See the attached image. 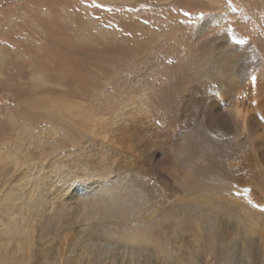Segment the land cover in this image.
Wrapping results in <instances>:
<instances>
[{"label": "rangeland", "instance_id": "obj_1", "mask_svg": "<svg viewBox=\"0 0 264 264\" xmlns=\"http://www.w3.org/2000/svg\"><path fill=\"white\" fill-rule=\"evenodd\" d=\"M236 37L239 43L233 42ZM206 39L222 44L223 52L236 51L237 69L250 68L264 80V0H0V264H83L78 255H92L81 240L100 242L94 256L104 259L102 264H130L118 249L125 247V236L133 237L144 225L159 235L179 231L190 254V218L223 227L192 252L193 264L231 262L223 246L240 244L245 237L259 245L264 238V208L259 203L264 176L256 178L247 171L243 177L252 185L218 189L194 173V164L189 169L192 164L186 163L171 176L160 169L172 183L168 185L150 173V163H141L145 160L136 148L138 131L124 134L125 128L132 129V121L134 127L136 121L153 124L156 115L179 116L182 121L191 116L189 122H194L199 109L194 99L185 98L193 83L185 58ZM222 90L214 87L209 92L218 96ZM194 129L193 136L202 139L201 150L207 153L199 154L198 169H226L235 156L231 138L211 133L204 121ZM183 134L179 144L187 147ZM188 177L198 182L191 180L187 188ZM176 180L183 186L174 184ZM199 190L205 193L196 196ZM34 192L46 196V222L38 220L36 199L28 201ZM61 195L73 208L62 210V225L55 217ZM131 195L138 200L128 214L90 213L98 199L114 203V210L115 200L123 196L128 201ZM200 207H205L202 213ZM189 208L201 214H184ZM136 247L153 255L156 264H173L160 257L162 250L155 245ZM249 253L260 264V250Z\"/></svg>", "mask_w": 264, "mask_h": 264}, {"label": "bare ground", "instance_id": "obj_2", "mask_svg": "<svg viewBox=\"0 0 264 264\" xmlns=\"http://www.w3.org/2000/svg\"><path fill=\"white\" fill-rule=\"evenodd\" d=\"M205 22H207V20ZM206 25H208V24L204 23V26H206ZM219 25H221V24H219ZM198 36H201V34H199ZM226 36H227V34L223 35V37H226ZM239 39L238 38L234 39L233 42L239 43L240 42ZM203 41H205V40H203ZM226 41H228V40H226ZM214 42H215L214 39H206L205 43L202 44L201 47H198V49H196L194 51L192 49H190L191 51L187 52V56L185 58V64L189 67L187 73H188V77L190 80V84H191V82H193L192 86H191V90L185 96V98L186 99H189V98L194 99L192 101V104L195 105L194 107L199 109V111L197 110L199 115L196 114V117H195V115L193 114L195 117L194 122H192L193 120L192 121L190 120V122H192V124L189 122V119L191 116L188 117L189 119L187 118L188 120L182 121V119H181L182 117H179V116H173V117H167L164 119H159V117L156 115L157 118H155V121L153 124H148V123H145L144 121H141V122L136 121L135 125H138V127L137 126L134 127L135 121H132L133 122L132 129H130V130H126V128L124 129L125 136L135 132L136 130L138 131V134H136L138 144H137V147L136 146L135 147L139 150V154H141V156L144 157L145 162H141V163H146V164L150 163V164H147L148 169L150 170V173H153L154 177H156L160 181H165V183H167L168 185H171L172 183L170 182L168 176L164 175L160 169H165V170H167L166 172L168 175H170V174L173 175L172 170L177 169L178 167H182L186 163L192 164V165H190V167L188 165L189 169L194 164L195 169L197 168L196 172L192 168L194 173L196 174L198 172L197 174H200L198 176L204 178V180L206 179L205 180L206 183H209V184L215 186L216 188L219 187L218 189H220V188H224L226 190L227 189L228 190L244 189V186L252 185L253 183H251L249 180H246L243 177V173L247 172V171H249L256 178H259L260 176H264V80L262 78H260L261 74L257 78L254 76L255 74L253 75L252 73H250V72H252V71H250L251 70L250 68H249L250 69L249 70V69H247V67L243 66V71L240 69H237V68H239V66L237 65L238 64L237 60H236L237 52L236 51L232 52V50H230V51L228 50L226 52H223L222 51L223 48H222V50L220 49L222 44H219L217 41L214 44ZM220 50L222 52H220ZM186 51H188V50H186ZM185 78H186V76H185ZM186 79H188V78H186ZM103 86H104V84H103ZM214 87H217V89L223 88V90L221 91L223 93L218 94V96H214L212 94L213 92L212 93L209 92V91L214 90ZM115 93H116V91H115ZM185 102H186V100H185ZM203 103L205 104L206 108L202 107L201 104H203ZM147 106H150V105H147ZM182 107H183V105H182ZM183 112H185V111H183ZM189 113H191V112H189ZM177 115H179V114H177ZM121 117H122V115H121ZM199 121L202 123L204 121L205 125L208 127V129L211 131V133L231 138V144L233 146V148L232 147L231 148L234 149L235 156H233L232 161L226 166V169H224L225 171L221 167L220 168H213L214 166L212 165V163H211V167L213 166L212 169L202 170V172L200 169H198L202 166L200 165L201 162L199 163L196 161H198L200 159V156H202L203 154H207L205 152L203 153V151L201 150V147L203 145L202 139L200 140L199 138H196L193 136L195 131H196L194 128L200 125ZM188 123H190V124H188ZM190 128H191V130L189 131ZM111 129H112V127H111ZM192 129L195 131H192ZM182 134L185 135L184 138L188 139L187 140V143H188L187 147L185 145L184 146L180 145L181 139L179 138V135H182ZM200 134H201V132H200ZM196 135H198V133H196ZM132 136H133V134H132ZM130 138H131V136H130ZM123 141H124V139H123ZM134 142H136V141H134ZM107 144H109V143L107 142ZM128 144H129V142H128ZM130 145H131V142H130ZM127 148H129V146ZM129 153H127V155H129ZM135 153H136V151H135ZM200 153H202V155L199 156ZM117 154H118V152H117ZM208 154L210 155V153H208ZM127 159H129V158H127ZM203 159H206V158H204V156H203ZM102 160H103V158H102ZM206 160L205 161L208 162V159H206ZM137 161H139V159ZM217 161L219 162V160H217ZM122 162H124V161L122 160ZM218 162L215 161V163H218ZM132 164H134V163H132ZM129 165H130V162H129ZM215 165H217V164H215ZM127 166H128V164H127ZM141 166H142V164H141ZM206 166H208V165H206ZM188 167H187V169H188ZM211 167H209V168H211ZM114 169H116V168H114ZM124 169H128V168H124ZM189 169H188V171H189ZM116 171H117V169H116ZM157 171H158V173H156ZM144 173L142 175H144ZM146 173H147V171H146ZM122 175H123V173H122ZM237 175H239V176H237ZM139 176L141 177L140 174L138 175V177ZM142 177H144V176H142ZM254 177H252V178H254ZM195 178H193V179H190L189 177H188V179L184 178L185 184L183 182L182 183L184 184V186L189 185L191 180H194ZM130 179H132V178H130ZM197 179H198V177H197ZM197 179H195V180L197 181ZM66 180H68V179H66ZM141 182H143V181H141ZM182 183H177V180H176V183H174V184H180L181 186H183ZM178 186H176V187H178ZM189 188H191V187L189 186ZM209 189H207L208 190L207 192L210 191ZM181 190H182V188H181ZM190 190L188 189L187 192H189ZM247 191H248V189H247ZM199 193L203 194L205 192H202L200 190H199V192L196 191V196L199 195ZM145 194H146V192H145ZM211 194H212V192H211ZM207 196L209 197V195L206 194L205 198ZM43 197H46L43 193H39V192L35 193L34 192L31 195H28V199H29L28 201L33 203V200L36 199L35 204H37L39 207L38 213H37V217L39 218L38 220L42 221V222H46L47 219L46 220L44 219V216L46 217V214H44V213L47 211V207H45L46 205L44 206V204H42L44 201ZM62 197L63 196L61 195V198ZM169 197H170V195H169ZM169 197H168V199H169ZM189 198H190V196L188 197V199ZM214 198H215V196H214ZM192 199L195 201L194 198H192ZM137 200H138V198L136 197V195L129 196L128 201H126L125 197L122 196L121 198L118 199V201L115 200L116 206H115V209L113 210L112 208L115 205L114 203L112 204L111 201L108 202L106 199L104 200L103 198H102V200L98 199V201L96 200V202H100V203L98 205H96L97 207H95V208L91 206L90 207V210H91L90 213L95 215V214H97V212H99V213H103V215H108V214H117V211H122L120 213L128 214L129 211H127V210H129V209L132 210L133 205L137 204ZM226 200H228V199L226 198ZM164 201H165V199H164ZM213 201H215V200L213 199ZM217 201H219V200H217ZM259 201H260L259 203L262 206V208H264V195L259 196ZM60 202L62 204V205L60 204V206H59L60 208L55 207V210L57 211L55 217H57L56 221L62 225L63 222L60 219V217H63V214H61L62 210H64V211L68 210V212H69L73 208L68 204V201H65L63 198H62V200H60ZM199 202H201V201H198L196 203L199 204ZM224 202H227V201H224ZM192 204H194V203H191L190 205H192ZM198 204H196V205H198ZM58 205H59V203H58ZM88 205H89V203H88ZM206 205H208V203H206ZM210 205H212V204H210ZM214 205H216V204H213V206ZM222 205H224V204H222ZM151 206L153 207L154 205L151 204ZM198 206H200V204ZM152 207H151V209H152ZM180 207H181V205H180ZM207 207L211 208V206H207ZM142 208H143V206H142ZM146 208H147V204H146ZM197 208H199V207H197ZM227 208H229V207H227ZM200 209H202V208L200 207ZM203 209H205V207ZM203 209L200 210L201 213H202ZM221 209H219V210H221ZM219 210H217V211H219ZM244 210H246V209H244ZM187 211L190 214H197V213L201 214L199 212V210L194 211L197 213H193V211H191L190 208H189V210H186L184 214H189V213H187ZM233 211H235V210H233ZM68 212H67V214H68ZM143 212H144V210H143ZM148 212H151V210L150 211L148 210ZM225 212H227V211H225ZM104 213H106V214H104ZM172 218H173V216H172ZM198 218H199V216H198ZM28 219H29V217L24 219L25 225H28V223H25L28 221ZM217 220H218V218H217ZM188 222H189L188 227H193V228H190V232L192 233L190 236L191 239L189 238L190 243L192 245V247L190 249L192 251L190 252V254H187L186 253L187 251H185V249H186V248H184L185 244H183L184 237H182L180 235L179 231H177V232L174 231V233H172V234H170L169 232L167 234V232L165 231L164 235H159L158 233L155 234V232L154 233L151 232V226L150 225L139 226L138 228H136V226L134 225L136 228V229L134 228L135 229L134 230L135 235H134V233H132L133 237L128 238L125 236L123 238L124 239L123 243H125V247H120L118 249L119 250L118 254L121 257H123L124 259L126 258V262L128 261L130 264L141 263L143 260H145V261L150 260L151 264H156V263H158V261H156V259L153 255L152 256L149 255V253H147L144 250V248H142V247H136L137 243L140 245H153V246L155 245L156 247H158L162 250V254L160 255V257L163 260L169 261L170 263H173V264H193L194 258H193L192 252L198 251L199 248H202L201 247L202 243H203L202 241H204V240L209 241L212 238H214L215 236H217V232L222 231L223 227L221 228L219 226L220 224L218 225L217 222L213 223L212 221H210V223L204 224L203 221H202L203 223H201L200 219L196 220L195 218H193V219L190 218ZM191 223H194V225L192 226ZM176 225H178V224H176ZM208 225H214V226L213 227L211 226L209 228V227H207ZM31 227H33V226H31ZM130 230L132 231V229H130ZM130 230H129V232H131ZM181 230H183V229H181ZM240 236H238V237L239 238L243 237L241 233H240ZM244 239H245V244L242 243V241H244ZM244 239L242 238L241 241L239 239V242H241L240 244L233 245V243H231L232 245H226V247L223 246V248H222L223 255L226 256L225 257L226 259H230L231 262H225L224 260H222V264H259L258 261L256 262V260H254L253 257H252L253 258L252 259L249 256V254H250L249 252L250 251L253 252L254 248H258L260 250L261 255L263 256L262 260H261L262 263L260 262V264H264V238L261 237V240L259 241V245L257 243H255L253 240L248 241L246 239V237ZM80 244L85 249V251L89 252L92 255L90 257L89 254L86 252H84L83 254H79L78 256H81V255L83 256V259H82L83 264H85L86 262H88L89 264H92V262H93V264H102L103 263L104 259H103V261H98L96 259L97 257L94 256V255L98 256L99 249L101 248L100 242L98 240H91L90 242H87L85 240L84 241L81 240ZM243 245H245V247ZM200 250H203V249H200ZM58 252H59V249H58ZM256 252H257V250H256ZM216 253H218V251ZM236 255L239 257L240 256L242 257V261H243L242 263H241V261L238 262L239 259L236 257ZM99 257H101V256H99ZM149 258H151V259H149ZM258 258H260V257H258Z\"/></svg>", "mask_w": 264, "mask_h": 264}]
</instances>
